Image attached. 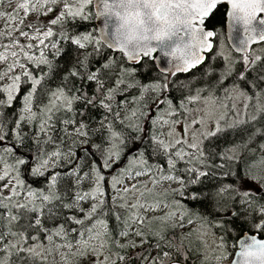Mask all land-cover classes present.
I'll use <instances>...</instances> for the list:
<instances>
[{
	"label": "snow or ice",
	"instance_id": "snow-or-ice-1",
	"mask_svg": "<svg viewBox=\"0 0 264 264\" xmlns=\"http://www.w3.org/2000/svg\"><path fill=\"white\" fill-rule=\"evenodd\" d=\"M0 264H264V0H0Z\"/></svg>",
	"mask_w": 264,
	"mask_h": 264
},
{
	"label": "trees",
	"instance_id": "trees-1",
	"mask_svg": "<svg viewBox=\"0 0 264 264\" xmlns=\"http://www.w3.org/2000/svg\"><path fill=\"white\" fill-rule=\"evenodd\" d=\"M91 11L93 12V7L90 6ZM214 23H219L221 24L223 27L225 25V20L222 16H220L219 14L217 15L216 19L213 21ZM81 29H95V21H90V22H86L81 26ZM96 30V29H95Z\"/></svg>",
	"mask_w": 264,
	"mask_h": 264
},
{
	"label": "water",
	"instance_id": "water-1",
	"mask_svg": "<svg viewBox=\"0 0 264 264\" xmlns=\"http://www.w3.org/2000/svg\"><path fill=\"white\" fill-rule=\"evenodd\" d=\"M92 7H93V12H95V5H93ZM94 21H95L96 33H97V35H99L100 34L99 29L103 26V18H97ZM224 30L227 31L226 21H225V25H224Z\"/></svg>",
	"mask_w": 264,
	"mask_h": 264
},
{
	"label": "rangeland",
	"instance_id": "rangeland-1",
	"mask_svg": "<svg viewBox=\"0 0 264 264\" xmlns=\"http://www.w3.org/2000/svg\"><path fill=\"white\" fill-rule=\"evenodd\" d=\"M3 7H8V5H4Z\"/></svg>",
	"mask_w": 264,
	"mask_h": 264
}]
</instances>
